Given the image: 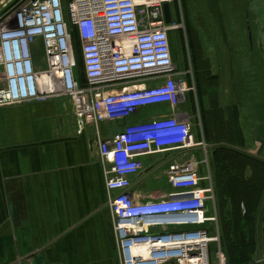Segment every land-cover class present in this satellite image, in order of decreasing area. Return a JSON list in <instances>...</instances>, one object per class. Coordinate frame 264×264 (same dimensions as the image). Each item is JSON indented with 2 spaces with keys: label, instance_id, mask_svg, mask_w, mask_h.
<instances>
[{
  "label": "built area",
  "instance_id": "1",
  "mask_svg": "<svg viewBox=\"0 0 264 264\" xmlns=\"http://www.w3.org/2000/svg\"><path fill=\"white\" fill-rule=\"evenodd\" d=\"M172 2L27 0L14 6L0 17V108L64 96L77 117L94 125L127 121L147 107L177 109L188 88L171 49L178 25L165 19L164 6ZM39 44L44 69L35 59ZM143 82L150 86L140 88ZM203 146L193 123L176 117L126 124L99 143L111 166L106 186L122 264H227L209 214L214 189L198 153L168 166L173 194L138 202L132 193L144 157H185Z\"/></svg>",
  "mask_w": 264,
  "mask_h": 264
},
{
  "label": "crops",
  "instance_id": "2",
  "mask_svg": "<svg viewBox=\"0 0 264 264\" xmlns=\"http://www.w3.org/2000/svg\"><path fill=\"white\" fill-rule=\"evenodd\" d=\"M168 117L194 120L185 108L159 105L140 109L124 122L88 124L64 96L1 107L0 264H122L109 206L113 193L106 186L111 166L99 143L115 138L126 124ZM258 148L233 153L222 166L220 185L207 150L144 157L133 196L147 202L173 194L168 166L204 152L214 189L209 214L216 218L217 247L228 264H264V156Z\"/></svg>",
  "mask_w": 264,
  "mask_h": 264
},
{
  "label": "rangeland",
  "instance_id": "3",
  "mask_svg": "<svg viewBox=\"0 0 264 264\" xmlns=\"http://www.w3.org/2000/svg\"><path fill=\"white\" fill-rule=\"evenodd\" d=\"M26 1L4 0L0 17ZM220 1L215 15L210 0H190L189 12L183 0L170 4L174 23L181 26L171 34L173 60L188 88L178 108L194 116L193 133L204 144L197 150H207L218 185V173H224L222 166L233 155L229 151L250 154L259 147L264 156V0ZM188 21L194 26L191 34L185 30ZM35 59L44 69L40 44ZM205 157L202 152L199 159Z\"/></svg>",
  "mask_w": 264,
  "mask_h": 264
},
{
  "label": "trees",
  "instance_id": "4",
  "mask_svg": "<svg viewBox=\"0 0 264 264\" xmlns=\"http://www.w3.org/2000/svg\"><path fill=\"white\" fill-rule=\"evenodd\" d=\"M184 1V4H185V7H186V9H187V11L189 12V9H190V4H189V2H190V0H183ZM205 2V1H204ZM210 2H211V8H210V10H211V15H215L216 14V8H217V5H218V3L219 2H221L220 0H210ZM210 7V6H209ZM208 8L205 6L204 7V10H203V15H204V17H208V10H207ZM210 14V13H209ZM194 28V26L192 25V23L190 22L189 23V21H188V23L187 24H185V30L187 31V32H189L190 34L192 33V31L194 30L193 29ZM193 29V30H192ZM171 40H172V37H171ZM173 45L175 46V44H174V42L172 41V44H171V48H172V50H173ZM175 48V47H174ZM229 153H231V154H233V153H235V152H233V151H229ZM230 159V158H229ZM231 163H233V161L231 162ZM236 167V166H235ZM226 169H228L229 171H232L233 170V164H229V166H227L226 167ZM225 173V172H224ZM219 174V177L218 178H220L221 177V173H218ZM222 245H223V242H222ZM215 250L216 249H214L212 252H213V254L215 253ZM214 263H216L214 260H213V264ZM228 264V263H227Z\"/></svg>",
  "mask_w": 264,
  "mask_h": 264
},
{
  "label": "water",
  "instance_id": "5",
  "mask_svg": "<svg viewBox=\"0 0 264 264\" xmlns=\"http://www.w3.org/2000/svg\"><path fill=\"white\" fill-rule=\"evenodd\" d=\"M165 12V19L168 24H172V17H171V6L169 4H165L164 6Z\"/></svg>",
  "mask_w": 264,
  "mask_h": 264
},
{
  "label": "flooded vegetation",
  "instance_id": "6",
  "mask_svg": "<svg viewBox=\"0 0 264 264\" xmlns=\"http://www.w3.org/2000/svg\"><path fill=\"white\" fill-rule=\"evenodd\" d=\"M171 17H172V10H171ZM174 23V20H173V17H172V24ZM175 24V23H174ZM181 26L178 25V29L177 30H180Z\"/></svg>",
  "mask_w": 264,
  "mask_h": 264
}]
</instances>
